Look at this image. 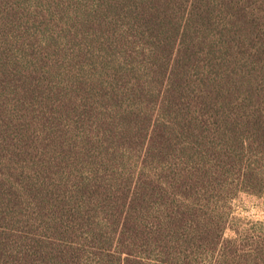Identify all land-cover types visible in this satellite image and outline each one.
Segmentation results:
<instances>
[{"label":"rangeland","instance_id":"1","mask_svg":"<svg viewBox=\"0 0 264 264\" xmlns=\"http://www.w3.org/2000/svg\"><path fill=\"white\" fill-rule=\"evenodd\" d=\"M0 264H264V0H0Z\"/></svg>","mask_w":264,"mask_h":264},{"label":"trees","instance_id":"2","mask_svg":"<svg viewBox=\"0 0 264 264\" xmlns=\"http://www.w3.org/2000/svg\"><path fill=\"white\" fill-rule=\"evenodd\" d=\"M149 236H150V235L147 236V239H148Z\"/></svg>","mask_w":264,"mask_h":264}]
</instances>
